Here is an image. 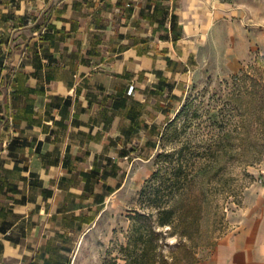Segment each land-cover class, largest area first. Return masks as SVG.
<instances>
[{
    "label": "crops",
    "instance_id": "crops-1",
    "mask_svg": "<svg viewBox=\"0 0 264 264\" xmlns=\"http://www.w3.org/2000/svg\"><path fill=\"white\" fill-rule=\"evenodd\" d=\"M221 1L0 0V264L70 263L124 164L176 115L184 39ZM263 258L264 200L199 264Z\"/></svg>",
    "mask_w": 264,
    "mask_h": 264
},
{
    "label": "rangeland",
    "instance_id": "rangeland-1",
    "mask_svg": "<svg viewBox=\"0 0 264 264\" xmlns=\"http://www.w3.org/2000/svg\"><path fill=\"white\" fill-rule=\"evenodd\" d=\"M213 10L202 32L184 39L196 47L191 72L177 76L181 103L175 105L176 115L168 122L158 120L163 130L156 147L124 164L122 187L101 207L97 220L75 235L69 264H127L136 211H148L158 189L167 194L173 188L177 198L183 193L185 181L173 186L165 181L169 162L178 157L189 160L191 179L181 211L197 216L200 226L194 240H183L185 249H178L182 240L164 228L160 252L172 264H191L194 257L204 263L262 204L264 0H222ZM130 91L133 95L135 89ZM182 110L174 133L170 123ZM187 119L189 127L182 131Z\"/></svg>",
    "mask_w": 264,
    "mask_h": 264
},
{
    "label": "trees",
    "instance_id": "trees-1",
    "mask_svg": "<svg viewBox=\"0 0 264 264\" xmlns=\"http://www.w3.org/2000/svg\"><path fill=\"white\" fill-rule=\"evenodd\" d=\"M183 112L184 110L178 113L176 118L170 123L173 128L176 126L174 133L178 131L177 123L182 118ZM181 127L182 131H187V127H189L188 119L182 123ZM188 162L189 160L185 159V157L173 159L169 162L172 169L165 177V181L171 182L172 186L174 183L185 181L183 193H180L182 198H177L178 195H176V191L173 188L167 194H161L158 189L149 199L150 209L144 212L136 211V215L133 217L134 233L126 248L127 264H172L160 252V248L163 245L161 238L167 235L163 231L164 228L168 227L170 231L166 233L176 235L182 240L178 249H185L188 246L183 240H194V234L199 230L200 226L199 219L197 216H188L181 211L185 202L189 200L187 194H185L186 185L191 182L189 175L186 173L189 169ZM198 263L199 260L194 257L191 264Z\"/></svg>",
    "mask_w": 264,
    "mask_h": 264
}]
</instances>
